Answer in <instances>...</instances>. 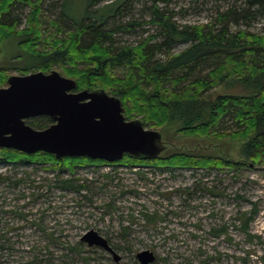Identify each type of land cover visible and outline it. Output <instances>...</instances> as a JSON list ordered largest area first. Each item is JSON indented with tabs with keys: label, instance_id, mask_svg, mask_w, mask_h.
Instances as JSON below:
<instances>
[{
	"label": "rangeland",
	"instance_id": "1",
	"mask_svg": "<svg viewBox=\"0 0 264 264\" xmlns=\"http://www.w3.org/2000/svg\"><path fill=\"white\" fill-rule=\"evenodd\" d=\"M95 1L67 0V17L62 13L63 0H46L43 8L51 20L73 29L76 24L71 19L82 20L86 8ZM125 1L103 0L97 7L114 3L115 9ZM245 3L170 0L159 2L158 7L180 28L212 25L219 30V13L230 8L242 10ZM151 5L148 0H131L120 14L107 20L110 27L142 23L134 31L118 33L116 43L139 45L150 36L157 37L154 41L161 40L159 26L149 24ZM29 10L21 8L22 20ZM25 24L23 20L20 28ZM230 29L264 37V14ZM18 41L8 39L0 46V66L7 67L10 76L22 75L18 68L27 60ZM187 46L175 45L172 52H181ZM18 55L24 58L17 59ZM52 71L63 75L58 66ZM232 89L220 86L213 91ZM164 136L168 147L176 150L198 146L206 151L210 142ZM223 145L234 155V147H239L234 142ZM37 161L46 162L43 157H37ZM60 161L0 164V264H140L137 254L145 250L154 253L152 264H264V167L238 173L217 169L160 171L120 162L88 165ZM52 164L63 167V171L50 169L54 168ZM65 180H71L74 187L65 188ZM253 208L258 214L250 223L249 233L254 238L249 240L237 218ZM147 216H153V220L148 222ZM90 230L108 239L122 260L116 262L104 250L82 242Z\"/></svg>",
	"mask_w": 264,
	"mask_h": 264
},
{
	"label": "trees",
	"instance_id": "2",
	"mask_svg": "<svg viewBox=\"0 0 264 264\" xmlns=\"http://www.w3.org/2000/svg\"><path fill=\"white\" fill-rule=\"evenodd\" d=\"M44 1L0 0V46L8 39L19 40V49L27 58L23 67H17L22 75L40 71L48 74L58 66L65 77L77 82V91L104 90L120 98L128 121L140 120L144 127L161 129L167 138L210 141L206 151L198 146L192 150L169 148L153 160L126 154L118 162L160 171L217 169L238 173L264 167V37L248 30L230 29L231 25L247 23L255 15L264 14V0H246L242 10L230 8L219 13V30L212 25L180 28L158 7L159 2L166 4L170 0H148L153 16L149 24L159 26L162 38L157 42V37L150 36L139 45H120L116 37L118 33L134 31L142 23L111 27L107 23L131 0L115 9L114 3L97 7L103 0H96L86 8L82 20L71 19L76 24L73 29L51 20L43 8ZM66 2H62L64 17ZM23 7L30 10L23 19L25 26L20 28ZM178 44L188 46L173 53ZM22 55L17 59H23ZM9 76L8 68L0 66V88L8 85ZM220 86L233 89L215 93L213 90ZM230 122L231 127L225 128ZM26 123L44 130L53 121L43 116ZM223 142L238 144L235 155ZM37 157L46 162L60 161L43 151L28 155L0 149V164L46 163L37 161ZM79 161L88 165L107 163L86 157L63 158L60 163ZM55 165L50 169L63 171V167ZM63 184L65 188L74 187L71 180ZM257 214L253 208L237 218L240 230L249 240L254 238L249 226ZM147 220L152 221L153 216H147Z\"/></svg>",
	"mask_w": 264,
	"mask_h": 264
},
{
	"label": "water",
	"instance_id": "3",
	"mask_svg": "<svg viewBox=\"0 0 264 264\" xmlns=\"http://www.w3.org/2000/svg\"><path fill=\"white\" fill-rule=\"evenodd\" d=\"M7 82V87L0 88V149L28 155L43 151L58 160L86 157L113 164L126 154L153 160L170 148L162 132L146 129L140 120H126L121 99L104 90L77 91V82L57 71L10 76ZM43 116L53 121L44 130L26 123ZM81 241L112 252L116 262L121 259L94 230ZM137 258L140 264L156 260L149 250Z\"/></svg>",
	"mask_w": 264,
	"mask_h": 264
},
{
	"label": "flooded vegetation",
	"instance_id": "4",
	"mask_svg": "<svg viewBox=\"0 0 264 264\" xmlns=\"http://www.w3.org/2000/svg\"><path fill=\"white\" fill-rule=\"evenodd\" d=\"M35 119V118H34ZM108 240V239H107ZM108 244H109V246L111 247V249L115 252V253H117L118 255H119V253H118V249H116V248H114L113 246H112V244L109 242V240H108ZM96 248H100V247H96ZM100 249H102V250H104L105 252H106V254H107V256H112V258L114 259V255L112 254V252H110V251H108V250H106V249H104V248H100ZM120 256V260L118 261V262H120L121 260H122V256L121 255H119ZM114 261H115V259H114Z\"/></svg>",
	"mask_w": 264,
	"mask_h": 264
}]
</instances>
